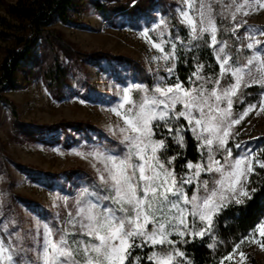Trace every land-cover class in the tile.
I'll use <instances>...</instances> for the list:
<instances>
[{"label":"snow or ice","instance_id":"1","mask_svg":"<svg viewBox=\"0 0 264 264\" xmlns=\"http://www.w3.org/2000/svg\"><path fill=\"white\" fill-rule=\"evenodd\" d=\"M261 11L264 0H182L174 24L171 12L154 10L157 19L146 20L139 31L155 50L154 83L122 80L118 101H107L118 118L110 131L123 148L97 141L87 153L77 152L92 161L98 182L74 186V196L54 193L53 207L63 201L66 214L34 215V231L0 211V264H144L132 253L146 248L147 264H195L181 245H203L206 237L215 250L218 217L253 199L258 189L251 178L264 170V143L253 148L240 139L246 118L264 115V28L240 18ZM222 30L228 39H221ZM204 49L214 65L202 59ZM190 60L185 83L177 68ZM253 86L260 89L259 100L237 111L235 104L243 105ZM134 91L141 93L139 101ZM189 132L200 154L196 162L186 159ZM172 143L185 152L170 154ZM178 159L186 160L181 171ZM245 241L264 250V219L220 264L237 254L242 264Z\"/></svg>","mask_w":264,"mask_h":264},{"label":"rangeland","instance_id":"2","mask_svg":"<svg viewBox=\"0 0 264 264\" xmlns=\"http://www.w3.org/2000/svg\"><path fill=\"white\" fill-rule=\"evenodd\" d=\"M119 1L127 3L131 0ZM158 1L172 4L174 14L175 8L182 5V0H155L154 4L137 18L124 13L110 14L105 19L83 0L80 11L70 14L71 24L62 25L55 22L50 28L61 33L63 38L79 52L87 54L104 52L112 57H123L131 63L140 65L147 73L154 76L157 65L151 57L155 50L150 49L139 36V31L149 18L157 19L154 10L160 7ZM1 2L13 4L16 0H0V16H4ZM133 4L130 2V6ZM240 18L246 19L248 25L264 28V11ZM131 22L136 26L131 27ZM138 25L140 27L136 29ZM155 38L153 34V39ZM0 46L11 47L12 43H0ZM56 56L60 66L67 70V84L62 88V96L59 100L51 97L42 82L41 70L50 63V58H43L38 49L32 55L33 63L26 66L25 74L22 72L17 74L20 89L6 91L3 95L14 104L18 121L26 127L55 125L61 121L80 122L95 127V132L74 133L68 129V133L73 137L71 140L66 138L70 145L68 148H64L62 144L49 146L42 142L33 143L22 135L15 136L11 130L10 111L4 105H0V211L7 210L9 220H16L25 231L35 230L34 215L51 218L57 212L62 216L66 214L63 211V201H57L56 206L53 207L54 193L61 192L74 196V186L79 188L81 184L98 182L92 161L86 156L77 155V152L87 153L97 141L100 144L107 143L109 147L123 148L118 135L110 131L116 127L118 118L109 109L118 101L115 76H119L125 82L130 80L129 75L132 72H129L128 66L101 61L97 65H86L83 72L77 75L68 59L58 51ZM3 57L4 54L0 51V63ZM159 71L164 73L162 68ZM85 82L88 83L90 90L85 87ZM82 96L87 97L88 100L82 103L80 98ZM95 97H98V103L92 102ZM133 97L139 101L141 93L134 91ZM109 100L112 104L107 103ZM261 136H264V115L252 114L242 123L240 139L255 148L261 144L257 140ZM31 137L43 141L62 140L59 130L41 133L33 130ZM14 138L21 142L14 141ZM74 140H78L76 145L71 144ZM70 171H77V174L68 178ZM203 178L208 177L205 175ZM3 228L4 222H0V232ZM4 238L7 240V236ZM241 251L246 257L242 264H264V250L258 245L245 241ZM239 260L237 254L234 259L225 263L237 264Z\"/></svg>","mask_w":264,"mask_h":264},{"label":"trees","instance_id":"3","mask_svg":"<svg viewBox=\"0 0 264 264\" xmlns=\"http://www.w3.org/2000/svg\"><path fill=\"white\" fill-rule=\"evenodd\" d=\"M83 0H16L13 4L1 2L4 10V16H0V43L9 44L11 47H1L0 51L3 52L4 57L0 63V105H4L10 111L12 119V129L15 136L22 135L30 142H42L45 145L54 146L62 144L64 148H68L69 140L73 139L68 129L74 133H86L94 131L95 127L80 122H65L61 121L55 125L26 127L21 124L17 119V114L14 104L8 100L3 94L6 91H16L20 89L21 85L17 82V74L22 72L25 74L26 66L32 64V55L38 49L43 58H50V63L46 64L42 69L41 79L45 85L46 90L50 93L51 97L59 100L62 96V88L67 84V70L60 66L56 56V51L60 52L64 58L72 63L73 71L78 75L83 72L86 65H97L101 61L108 63H115L122 66H128L130 80L144 82L148 85L154 83V76L147 73L140 65L129 62L123 57H112L108 53L93 52L82 53L75 50L59 33L51 29V25L58 22L62 25L72 23L71 13H78L81 9V2ZM87 2L102 18H107L110 14H124L137 18L139 14H143L146 9H149L155 0H133L122 3L119 0H84ZM130 2L134 4L130 6ZM224 3H231L230 0H223ZM161 14L172 13V22L177 23L172 4L168 5L163 1H158ZM217 11H220L217 5ZM224 23H228L226 20ZM131 27L136 26L130 23ZM181 28V35L187 37V29L183 26ZM139 29V27H136ZM228 33H221V39H228ZM231 43V41H229ZM202 59L211 64H215V60L211 57L208 49L203 50ZM193 70L191 60L186 66L183 62L178 65L177 72L181 80L187 83V76ZM27 74V73H26ZM162 75L164 73H161ZM116 75V73H114ZM25 76V75H24ZM124 81L119 76H115V82ZM24 82L26 79L24 77ZM85 87L89 89L88 83H84ZM90 90V89H89ZM260 89L258 86H253L245 90V102L242 105L237 102L235 104L236 110L243 109L247 103H252L259 100ZM250 93V95H249ZM88 100L87 97H80ZM98 97L93 99V103H98ZM134 98V97H133ZM183 122V121H182ZM34 132H52L59 130L62 135V140L54 141L39 140L37 137H31ZM19 138V137H18ZM16 142L18 139H13ZM259 142L264 143V136L257 139ZM186 159H191L193 162L199 160L200 154L196 151V141L192 134L186 133ZM78 140L71 142L76 145ZM171 143V141H170ZM176 152L184 153L185 150L181 149L178 145L172 143V151L170 154ZM186 162L185 159H178L176 162L177 171H181V166ZM77 171H70L68 178L75 176ZM252 187H256L258 191L254 194L253 199L247 201L246 205H232L225 209L224 212L218 217L216 225V235L218 243L215 250L207 247L211 243V239L206 237L204 244L200 245L197 241L196 246L191 244L187 246L181 245L182 248L187 249L189 256L194 260L195 264H220L221 258L227 256L232 252L235 242L241 240L242 236L249 235L264 216V170L258 169V174H254L251 178ZM149 249H135L132 253L133 257L141 255L144 259V264H147L146 254ZM226 262V261H225ZM226 264V263H225Z\"/></svg>","mask_w":264,"mask_h":264}]
</instances>
